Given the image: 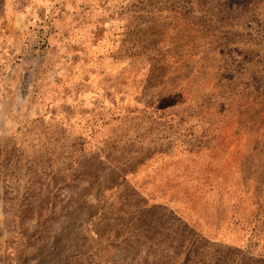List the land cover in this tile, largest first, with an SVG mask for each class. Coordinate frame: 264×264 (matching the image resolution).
Here are the masks:
<instances>
[{"label":"rangeland","instance_id":"374dc122","mask_svg":"<svg viewBox=\"0 0 264 264\" xmlns=\"http://www.w3.org/2000/svg\"><path fill=\"white\" fill-rule=\"evenodd\" d=\"M0 0V264H264V0Z\"/></svg>","mask_w":264,"mask_h":264},{"label":"trees","instance_id":"16d2710c","mask_svg":"<svg viewBox=\"0 0 264 264\" xmlns=\"http://www.w3.org/2000/svg\"><path fill=\"white\" fill-rule=\"evenodd\" d=\"M255 0H227L228 7L231 10L230 12L234 11L236 8L238 9L240 4H249L251 2H254ZM227 7V8H228Z\"/></svg>","mask_w":264,"mask_h":264}]
</instances>
